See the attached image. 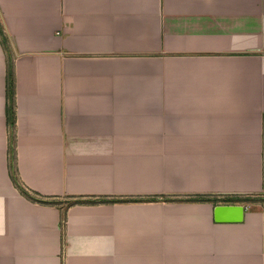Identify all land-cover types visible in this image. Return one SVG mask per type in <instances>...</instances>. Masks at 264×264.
Segmentation results:
<instances>
[{
    "label": "crops",
    "instance_id": "1",
    "mask_svg": "<svg viewBox=\"0 0 264 264\" xmlns=\"http://www.w3.org/2000/svg\"><path fill=\"white\" fill-rule=\"evenodd\" d=\"M0 21V264H264V0H0Z\"/></svg>",
    "mask_w": 264,
    "mask_h": 264
},
{
    "label": "trees",
    "instance_id": "2",
    "mask_svg": "<svg viewBox=\"0 0 264 264\" xmlns=\"http://www.w3.org/2000/svg\"><path fill=\"white\" fill-rule=\"evenodd\" d=\"M0 43L2 44V46L4 47V49L6 50V53H8V59H7V63H6V117H7V124H8V128L9 131L11 132L14 126V122H15V111H14V104H15V74H14V64H13V60L9 57L10 55V44H9V40L7 38V35L4 33V28L3 25L1 24L0 21ZM12 138L10 136V142H9V154L10 157L12 156L11 151L13 149V143H12ZM12 178L14 180V183L16 184V186L20 189V192L22 194H24L26 197H30L28 192L23 189L17 182V179L15 178V176H13L12 174ZM31 198V197H30ZM46 204L51 203L50 201H44ZM64 220H65V213H62L61 216V220H60V227L62 230V236H63V229H64Z\"/></svg>",
    "mask_w": 264,
    "mask_h": 264
},
{
    "label": "water",
    "instance_id": "3",
    "mask_svg": "<svg viewBox=\"0 0 264 264\" xmlns=\"http://www.w3.org/2000/svg\"><path fill=\"white\" fill-rule=\"evenodd\" d=\"M245 206L243 204H218L214 207L216 221L239 222L244 218Z\"/></svg>",
    "mask_w": 264,
    "mask_h": 264
},
{
    "label": "bare ground",
    "instance_id": "4",
    "mask_svg": "<svg viewBox=\"0 0 264 264\" xmlns=\"http://www.w3.org/2000/svg\"><path fill=\"white\" fill-rule=\"evenodd\" d=\"M244 230V229H243Z\"/></svg>",
    "mask_w": 264,
    "mask_h": 264
}]
</instances>
